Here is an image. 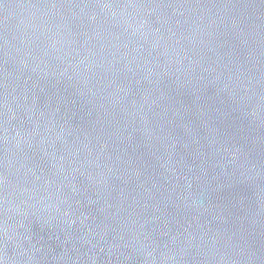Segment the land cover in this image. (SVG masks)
<instances>
[{"label": "water", "instance_id": "water-1", "mask_svg": "<svg viewBox=\"0 0 264 264\" xmlns=\"http://www.w3.org/2000/svg\"><path fill=\"white\" fill-rule=\"evenodd\" d=\"M0 264H264V0H0Z\"/></svg>", "mask_w": 264, "mask_h": 264}]
</instances>
